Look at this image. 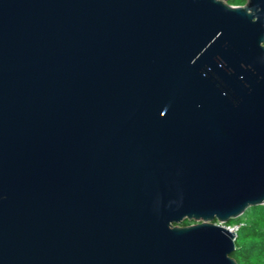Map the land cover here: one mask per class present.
I'll return each mask as SVG.
<instances>
[{"label": "water", "instance_id": "1", "mask_svg": "<svg viewBox=\"0 0 264 264\" xmlns=\"http://www.w3.org/2000/svg\"><path fill=\"white\" fill-rule=\"evenodd\" d=\"M230 1L0 0V264H236L264 0Z\"/></svg>", "mask_w": 264, "mask_h": 264}, {"label": "trees", "instance_id": "2", "mask_svg": "<svg viewBox=\"0 0 264 264\" xmlns=\"http://www.w3.org/2000/svg\"><path fill=\"white\" fill-rule=\"evenodd\" d=\"M243 0H231L229 5L238 6ZM183 226L191 225L185 221ZM228 226L237 227L235 249L232 257L236 264H264V205L250 208L238 220Z\"/></svg>", "mask_w": 264, "mask_h": 264}, {"label": "built area", "instance_id": "3", "mask_svg": "<svg viewBox=\"0 0 264 264\" xmlns=\"http://www.w3.org/2000/svg\"><path fill=\"white\" fill-rule=\"evenodd\" d=\"M264 205V204H263ZM232 233H236V230H237V227L236 226H234V227H231V226H228L227 227Z\"/></svg>", "mask_w": 264, "mask_h": 264}, {"label": "flooded vegetation", "instance_id": "4", "mask_svg": "<svg viewBox=\"0 0 264 264\" xmlns=\"http://www.w3.org/2000/svg\"><path fill=\"white\" fill-rule=\"evenodd\" d=\"M246 2H247V0H243V2L241 4H239L238 6H236V7L244 6Z\"/></svg>", "mask_w": 264, "mask_h": 264}]
</instances>
